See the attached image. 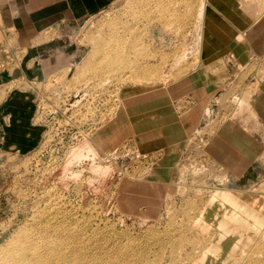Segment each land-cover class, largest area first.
Segmentation results:
<instances>
[{
	"label": "rangeland",
	"instance_id": "1",
	"mask_svg": "<svg viewBox=\"0 0 264 264\" xmlns=\"http://www.w3.org/2000/svg\"><path fill=\"white\" fill-rule=\"evenodd\" d=\"M69 2L0 0V255L264 264V0Z\"/></svg>",
	"mask_w": 264,
	"mask_h": 264
},
{
	"label": "bare ground",
	"instance_id": "2",
	"mask_svg": "<svg viewBox=\"0 0 264 264\" xmlns=\"http://www.w3.org/2000/svg\"><path fill=\"white\" fill-rule=\"evenodd\" d=\"M203 11H204V6L202 5L200 7L199 10V21L202 22L203 21ZM201 18L202 21L200 20ZM197 19V20H198ZM199 23V22H198ZM197 25V24H196ZM202 26V24H201ZM199 27V26H197ZM196 27V28H197ZM197 31V30H196ZM198 33V32H197ZM197 35V34H196ZM200 35V33H199ZM198 39V38H197ZM91 148V145H85L83 147L77 148L73 150V156H79L82 155L84 150H87ZM82 152V153H81ZM88 156V155H87ZM81 158V157H80ZM38 243V242H37ZM27 245V244H26ZM25 246V245H24ZM38 244H36L35 242L31 243V247L26 248L23 251H18L13 253V244H11V246H9L1 255H0V264H59L61 263L58 259L57 262L53 261V258H51V256H45V251L47 249H40L43 250L41 253H39V255L33 254L37 249H38ZM26 247V246H25ZM40 247V246H39ZM17 248V247H16ZM19 248V246H18ZM20 249L22 250V244ZM39 250V252H40ZM34 251V252H33ZM47 252V251H46ZM48 257V258H47Z\"/></svg>",
	"mask_w": 264,
	"mask_h": 264
},
{
	"label": "crops",
	"instance_id": "3",
	"mask_svg": "<svg viewBox=\"0 0 264 264\" xmlns=\"http://www.w3.org/2000/svg\"><path fill=\"white\" fill-rule=\"evenodd\" d=\"M70 0H15L16 8L32 21L70 8Z\"/></svg>",
	"mask_w": 264,
	"mask_h": 264
}]
</instances>
